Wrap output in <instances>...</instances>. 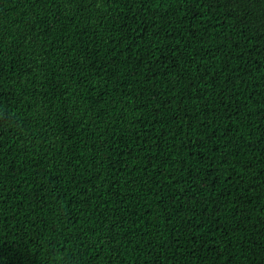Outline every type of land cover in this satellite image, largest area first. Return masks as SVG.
<instances>
[{
	"label": "trees",
	"instance_id": "16d2710c",
	"mask_svg": "<svg viewBox=\"0 0 264 264\" xmlns=\"http://www.w3.org/2000/svg\"><path fill=\"white\" fill-rule=\"evenodd\" d=\"M0 264H264V0H0Z\"/></svg>",
	"mask_w": 264,
	"mask_h": 264
}]
</instances>
